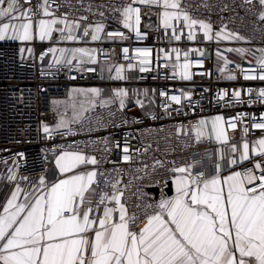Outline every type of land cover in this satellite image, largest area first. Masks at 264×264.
<instances>
[{"label": "snow or ice", "instance_id": "6c2138e0", "mask_svg": "<svg viewBox=\"0 0 264 264\" xmlns=\"http://www.w3.org/2000/svg\"><path fill=\"white\" fill-rule=\"evenodd\" d=\"M24 2L30 4L31 0H24ZM243 3L258 4L261 9L258 17L264 21V0H243ZM134 4L160 8L161 11L157 13L159 22L166 33L168 29L172 30V38L175 40H179L184 34L183 29L177 33V22L183 23L189 40L195 39L197 28L209 41L214 38L217 40L245 39L238 33L227 31V25L214 33L210 22L193 17L182 7V0H132L131 3L116 11L119 12L118 22L138 39L145 38L146 34H142L140 30L141 8L133 6ZM203 6L207 7L206 4ZM36 8L43 17L54 15L50 10V0H41ZM226 8L227 5L222 11ZM88 10H91V5ZM251 10L248 9V11ZM35 14L31 7L23 8L20 0H0V41L6 39L31 41L33 39L32 17ZM99 15L103 16V13ZM58 24L63 27L57 29ZM79 27L78 22H70L66 15L62 18H42L36 21L38 38L41 41L51 40L54 32L60 33L61 40L75 41L78 39L75 32ZM102 33L107 38H130L119 30L105 33L103 23H97L91 29V33L86 27L83 36L91 35V40L98 41L101 40ZM50 51L52 53L59 51V57L53 58L54 64L72 66L76 71L82 70L79 67L80 64L98 62L95 49L57 50L53 48ZM152 51L147 47L135 49V55L131 59L139 61L140 72L153 70L150 67ZM193 51L199 50L193 49ZM226 51L236 52L241 56L254 54L251 49L243 48H228ZM257 51L260 52L256 58L258 67L240 69L244 80L264 81V48ZM172 52L176 54L175 61L171 64L165 63L163 67L171 69L173 79L178 75L181 80H190L193 74L189 72L192 63L187 59L189 53H183L185 60L180 63V51L173 48ZM199 54L204 55L203 52ZM123 55L124 59H129L127 47L123 48ZM216 57L218 61L223 62V69L218 68V71L223 73L231 62L220 52L216 53ZM171 59V55L165 54V61ZM73 61H79V64L74 65ZM135 67V64L128 65L129 69ZM237 67L239 68V65ZM83 70L96 71L95 68ZM113 70L114 76L111 75ZM104 71L109 73V79H127L123 75V65H104L100 69L101 78ZM225 78L237 79L230 73ZM71 91L72 118L66 119L62 114L55 129L47 124L43 125L46 136L51 137L53 132L61 129H67V134L75 135L70 125L82 122L85 119V113L95 109L98 104L100 107H107L116 101L119 102V109L122 110L126 106V98L129 95L123 88L113 89V96L110 99H103L102 91L96 88H74ZM247 91L251 95L253 90L249 88ZM133 95L139 94L134 92ZM144 95H148L147 90L144 91ZM161 95L166 96L167 93L162 92ZM217 95L219 99H223L228 93L225 91L223 95L219 93ZM78 96L85 97V101L78 102L76 99ZM181 96L191 100V96L187 93L172 95L169 99L175 104H180ZM240 96L239 91L232 93L234 104L243 103ZM257 100L264 103V88L258 90ZM59 103L53 101L54 105ZM136 103L143 107L139 99ZM248 103L251 104L252 101L249 100ZM167 107L165 106V111ZM243 116L244 114L241 113L234 119H241ZM250 119L253 128L264 132V117L259 120ZM226 124L233 130L237 128L233 120L225 121L223 116H215L210 121L199 120L191 126L194 136L181 142L183 148H194L201 143L226 145L230 157L229 164L235 166L251 160L252 167L222 177L221 162L225 159V153L219 147L218 161L214 164L216 172L211 176H207L204 171H193L198 161L190 160L181 166H176L175 161H172L173 166L170 171L173 174H179L173 181L176 194L170 199H161L158 204L146 205L153 211L145 213L146 218L143 221L136 213L129 214L128 208L121 202L124 190L119 187L120 180H113L105 173H100V176L104 178L103 184L110 188L111 192L100 193L95 209L83 207L85 194L92 185L99 187L101 181L97 179L96 170L85 172H74V170L82 165H96L98 161L95 156H86L79 151H62L55 159L57 169L62 175L70 172L74 174L65 176L51 185H48L41 177L40 191L33 194L35 192L33 190L25 194L23 202H18L23 189L17 184L7 200L3 214H0V264H264V136L250 145L246 139L249 128L245 126L242 130V143L238 148L236 144L231 143ZM184 134L187 136L188 130H184ZM114 146L121 148L119 142H115ZM149 147L150 145L137 149V152L147 153ZM17 155L22 156L23 153ZM256 157L260 159L257 160ZM207 159L211 160L212 157ZM122 160L124 162L133 160L127 138L122 148ZM152 167L155 170L157 167L163 168L167 165L157 159ZM115 171L119 173L120 170ZM137 171H144V168ZM21 179L27 180V177H21ZM16 180L17 173L12 169L9 171L7 181L15 182ZM100 205L104 206L102 216L99 215ZM137 207L140 206L137 205ZM94 211L97 213L95 217L91 216ZM117 213L118 217L115 215Z\"/></svg>", "mask_w": 264, "mask_h": 264}, {"label": "built area", "instance_id": "2783aa9c", "mask_svg": "<svg viewBox=\"0 0 264 264\" xmlns=\"http://www.w3.org/2000/svg\"><path fill=\"white\" fill-rule=\"evenodd\" d=\"M40 2L41 0H31L29 4L20 0L23 8L31 7L36 13L32 17L33 22L44 18L36 8ZM131 2L132 0H50V10L54 14L52 17L62 18L66 15L70 22L75 21L86 26L103 23L105 33L119 30L130 37L107 38L103 33L102 39L96 43L98 62L79 66L81 71H76L72 66H58L53 63L54 53L50 49L54 48L55 43L35 40L30 45H25L12 40L0 41V209L17 184L25 195L37 189L41 177H48L50 183L57 180L55 159L64 150H74L86 156H95L98 161L95 170L98 173L97 179L101 182L99 187L94 184L90 193L85 195L84 205L95 209L100 193L111 192L103 184L104 178L100 176V173H105L113 180H120L119 187L124 190L121 202L126 205L129 214L136 213L143 221L146 218L145 213L153 211L146 205H155L161 199L170 197L169 189L176 176L170 171L172 161H175L176 166L190 160L198 161L194 172L204 171L207 176L215 174L214 164L218 161L219 146L215 143H201L194 148L184 149L181 143L194 136L191 126L199 120L214 115L223 116L225 121L233 120L237 124L235 130L227 124L225 127L232 138L231 143L238 148L245 126L249 128L246 139L250 143L264 136V132L252 127L250 119L259 120L264 117V103L257 100L258 90L264 88V81L244 80L240 71L241 68H257L256 58L260 55L257 50L264 48V21L258 17L260 6L244 4L243 0H182V7L193 17L210 22L214 33L227 25V31L245 37L244 40L227 41L214 38L209 41L199 28L196 30L195 39L189 40L182 22H177V33L183 29L184 34L179 40H175L172 38V30L168 29L166 33L159 24L157 13L161 11L160 8L134 4L133 6L141 8L140 30L142 34H146L145 38L138 39L118 22L119 12L116 9ZM205 4L207 7L203 6ZM89 5L91 10H88ZM226 5V10L222 11ZM101 12L103 16L99 15ZM58 39L63 43L69 42L61 40L60 33ZM88 44L89 40L84 36L73 43L77 46ZM28 47L34 49L31 55L25 51ZM125 47L129 49V59H124ZM145 47L153 50L150 57V67L153 70L140 72L139 61L131 57L135 55L136 48ZM173 48L181 53L180 63L185 60L183 53H189L187 59L192 62L189 72L193 74L190 80H181L178 75L173 79L171 69L163 67L165 63L171 64L175 61ZM228 48L251 49L254 54L241 56L236 52L226 51ZM199 52L204 55L201 56ZM217 52L231 62L223 73L218 71L224 65L217 60ZM165 54L171 55L172 59L165 61ZM130 64H135L136 67L129 69ZM104 65H123L127 79H109L107 71H104L101 78L100 69ZM86 68H95L96 71H84ZM229 73L237 79H226L225 76ZM76 86H96L102 91L103 99L113 96L114 87L125 86L129 93L128 105L121 110L116 104L107 107H100L98 104L85 115L82 122L70 126L75 135L67 134V129H61L53 132L51 137L46 136L43 132L44 113L54 98H67L71 89ZM249 88L253 90L251 95L247 91ZM143 89H150L149 97L154 104L147 112L142 111L141 106L136 103L137 99L145 102V96L138 93V90ZM225 91L228 95L219 99L217 94L223 95ZM235 91L241 93L240 99L243 103H233L232 93ZM134 92L139 95L134 96ZM162 92L167 95L162 96ZM181 93L190 95L191 100L181 96L180 104L170 101V96ZM249 100L252 101L251 104L248 103ZM165 106H168L167 111ZM241 113L244 114L243 118L234 119ZM184 130H188L187 136ZM125 138L133 153V160L130 162L122 160ZM115 142H119L121 148H116ZM149 145L147 153L137 152V149ZM221 149L225 153V159L221 162V175L231 169L244 171L252 167L251 160L235 166L229 164L227 146H221ZM19 153L23 155L18 156ZM157 159L163 161L167 167L153 170L152 165ZM141 168L144 171H137ZM12 169L17 173L15 182L7 181ZM116 169L120 170L119 173ZM21 177H27V180ZM103 208L100 205L101 216ZM96 215L95 211L91 214L93 217ZM115 215L118 217V213Z\"/></svg>", "mask_w": 264, "mask_h": 264}, {"label": "crops", "instance_id": "0c3cea01", "mask_svg": "<svg viewBox=\"0 0 264 264\" xmlns=\"http://www.w3.org/2000/svg\"><path fill=\"white\" fill-rule=\"evenodd\" d=\"M52 18H55V17L49 16V17H44L43 19H52ZM159 24H160V22H159ZM79 25H80L79 29H77L76 32H75V34L77 35L78 38H80V37L83 36V31H84V29L86 27L89 29L90 33H91V29L95 27V25L86 26V25H84L82 23H79ZM160 26L163 27L161 24H160ZM59 27L62 28L63 25H59V24L56 25V28L57 29H59ZM58 35H59V32H54L51 40H45V41L39 40V38H38V32H37V29H36V22H33V39L31 41H18V42H22L23 44L27 45V44L35 41V40H38V41H40L42 43H48V42L55 43L54 48L57 49V50H59V49H75V48H86V49H95L96 50V43L98 41H100V40H98V41L91 40V35H89L87 37V39L89 40V44L88 45L77 46V45H73V43H75L76 40L75 41L69 40V42L63 43V42L59 41ZM101 37H103V33L101 34ZM220 40H224V39H220ZM233 40H235V39H228L227 41H233ZM4 41H10V40H7L6 39ZM12 41H17V40H12ZM25 51H26V53L28 55H31L34 52V49H32V47H28V48H25ZM54 56L55 57H59V51H57L56 53L53 54L52 60H53ZM73 64H75V65L76 64H79V61H73ZM81 65H85V64H80L79 66H81ZM111 75H113V76L115 75V71L114 70L111 73ZM123 75H124V72H123ZM88 87H93V86H76L74 88H77V89H87ZM94 87H96V86H94ZM124 87L125 86H116L113 89L123 88V89H125V90L128 91L127 87H125V88ZM74 88H72V89H74ZM110 98L111 97L105 98V99H110ZM76 99H77L78 102H84V97L83 96H78ZM53 101H58L60 103L58 105H54L53 104ZM112 104L119 105V102L116 101V102H114ZM112 104H110V105H112ZM71 105H72V91L70 92V94H69V96L67 98H54L52 100V102H51V106L44 113V122H43V125L47 124L50 128L55 129V126L59 122L62 114L65 115V118L66 119H71L72 118V115H73V109H72V106ZM127 105H128V102H127V98H126V106ZM87 113H85V115ZM215 116H221V115H214L212 117L207 118L206 120H209L210 121L211 118H213ZM73 124H71V125H73ZM231 141H232V138H231ZM250 145H251V143H250ZM219 147L221 148V146H219ZM54 168H55V173L57 174L58 178L53 183L57 182L59 179L65 178V176H70V175L74 174L73 172H70V173H67V174L62 175L59 172V170L57 169L55 162H54ZM89 170H95V165H91V164L82 165L79 168L75 169L74 172H85V171H89ZM235 171H237V170L231 169V170L227 171L226 173L222 174V175H224L222 177H226V176L232 174ZM176 175H179V174H176ZM44 179L46 180V183L48 185L53 184V183H50L48 181V177L47 178H44ZM92 187H93V185H92ZM92 187H91V189H92ZM91 189L85 195H87L88 193H90ZM39 191H40V187L38 185L37 189L35 190V192H33V194H35L36 192H39ZM171 191H172V193L170 194V198L174 197L175 194H176V192H175V184L174 183H172ZM10 196H11V194L9 195L8 199L10 198ZM23 197H24V194H23V191H22L21 196H20V200L18 202H23ZM7 200L4 202L3 206L1 207L0 214H3V208H4ZM83 207L88 208L86 205H83Z\"/></svg>", "mask_w": 264, "mask_h": 264}, {"label": "rangeland", "instance_id": "374dc122", "mask_svg": "<svg viewBox=\"0 0 264 264\" xmlns=\"http://www.w3.org/2000/svg\"><path fill=\"white\" fill-rule=\"evenodd\" d=\"M90 88H96V87H94V86L93 87H88L87 89H90ZM145 90H147V92H148V95L147 96L144 95V91ZM138 93H141V94H143L145 96V98H144L145 99V102H143V107H141L142 111H144V112L149 111L150 108H152L153 105H154L153 102L151 101L150 97H149L150 89L138 90ZM85 99L86 98L84 97V101H85ZM235 170L239 171L238 169H235ZM221 176H224V175H221ZM169 199H170V197H169Z\"/></svg>", "mask_w": 264, "mask_h": 264}, {"label": "water", "instance_id": "95a60500", "mask_svg": "<svg viewBox=\"0 0 264 264\" xmlns=\"http://www.w3.org/2000/svg\"><path fill=\"white\" fill-rule=\"evenodd\" d=\"M156 191V190H155ZM170 194L172 193L171 188L169 189Z\"/></svg>", "mask_w": 264, "mask_h": 264}]
</instances>
